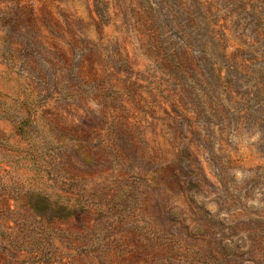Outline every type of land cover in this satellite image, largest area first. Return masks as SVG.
I'll return each instance as SVG.
<instances>
[{"label": "rangeland", "instance_id": "rangeland-1", "mask_svg": "<svg viewBox=\"0 0 264 264\" xmlns=\"http://www.w3.org/2000/svg\"><path fill=\"white\" fill-rule=\"evenodd\" d=\"M0 264H264V0H0Z\"/></svg>", "mask_w": 264, "mask_h": 264}]
</instances>
